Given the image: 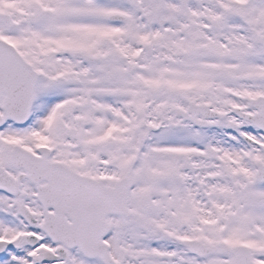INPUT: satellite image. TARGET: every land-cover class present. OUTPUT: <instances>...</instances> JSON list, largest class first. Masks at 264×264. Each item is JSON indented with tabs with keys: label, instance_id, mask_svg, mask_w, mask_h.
Segmentation results:
<instances>
[{
	"label": "snow or ice",
	"instance_id": "6c2138e0",
	"mask_svg": "<svg viewBox=\"0 0 264 264\" xmlns=\"http://www.w3.org/2000/svg\"><path fill=\"white\" fill-rule=\"evenodd\" d=\"M0 264H264V0H0Z\"/></svg>",
	"mask_w": 264,
	"mask_h": 264
}]
</instances>
